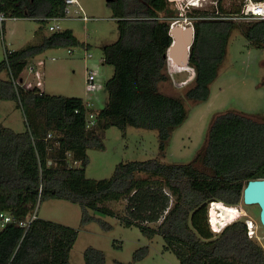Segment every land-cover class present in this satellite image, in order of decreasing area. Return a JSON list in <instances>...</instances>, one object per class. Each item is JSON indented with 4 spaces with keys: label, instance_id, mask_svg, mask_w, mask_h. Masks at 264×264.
Listing matches in <instances>:
<instances>
[{
    "label": "trees",
    "instance_id": "trees-1",
    "mask_svg": "<svg viewBox=\"0 0 264 264\" xmlns=\"http://www.w3.org/2000/svg\"><path fill=\"white\" fill-rule=\"evenodd\" d=\"M0 2L3 11L18 18L46 22L65 16V0ZM108 4L118 20L119 37L104 46V64L113 65L114 73L104 83L108 100L96 110L92 127H87V115L94 111L83 97L49 94L15 82L29 60L47 49L79 45L71 29L53 32L21 49L5 48L0 97L16 101L28 126L16 131L0 123V211L22 219L44 198H62L81 205L82 222L101 220L108 229L111 225L90 210L118 216L106 204L108 200H135L154 177L172 191L164 195L171 204L151 219L157 221L163 215L157 228L135 224L148 235H162L182 264H264V246L248 235L245 220L232 223L220 234H214L208 224L211 200L243 202L247 182L264 178V115L240 110L215 113L193 162L131 160L117 164L110 179L86 175L88 149H104L105 129L112 125L123 131L129 125L157 129L164 152L175 129L188 118L185 98L209 99L233 30L241 28L252 45L264 47V19L252 17L239 23L232 18L239 11H226L221 0L212 12L196 9L189 59L194 77L184 98L160 89L162 82L171 79L166 53L172 42L171 23L180 18L179 9L170 0ZM72 160L81 162L73 165ZM123 218L134 223L128 216ZM77 237L76 229L39 217L27 231L11 224L0 231V264H72L70 253ZM105 260L103 250L86 248V264H105Z\"/></svg>",
    "mask_w": 264,
    "mask_h": 264
},
{
    "label": "rangeland",
    "instance_id": "rangeland-1",
    "mask_svg": "<svg viewBox=\"0 0 264 264\" xmlns=\"http://www.w3.org/2000/svg\"><path fill=\"white\" fill-rule=\"evenodd\" d=\"M186 1H172V6L180 11V18L176 21H183L185 24H193L196 9L210 12L217 9V0H199L198 5H193L191 0ZM221 1L226 11H239V14L233 13L232 18L235 21L242 23L253 19L243 12L247 0ZM80 3L86 14L92 17L89 21L78 17L80 13L75 12L77 7L73 4L69 6V15L59 19L43 22L31 17L9 18L0 24V61L5 56V48L15 50L40 43L44 36L53 33L49 29L51 24H59L61 31L71 29L81 42L79 45L49 48L30 61L37 64L45 92L81 96L88 108L96 113V110L103 108L108 100V93L103 86L113 75L114 66L104 64V46L118 39V20L113 16V9L107 0H80ZM89 68L97 69L99 73L95 89H91L87 81ZM172 70L180 71L174 67ZM2 75L5 77V74ZM24 75L27 80H37L28 67L24 70ZM170 75L171 79L162 82L160 89L185 98L186 90L193 84L194 70L190 67L185 74L174 77L170 72ZM263 78L264 47L252 45L242 29L236 28L230 37L219 73L211 83L209 99L195 101L185 98L188 118L183 125L175 129L165 151L162 152L159 148L157 129L129 125L126 131H123L112 125L105 129L103 137L105 148H89L87 151L89 156L87 177L97 180L110 179L117 164L131 160L157 158L168 163L193 162L205 141L215 113L240 110L256 116L264 115ZM0 123L16 131H24L28 126L24 110L17 106L16 101L1 97ZM140 176L147 175L141 173ZM169 193L172 191L167 186L151 177L149 186L139 191L135 200L134 198L108 200L106 204L118 216L90 210L92 215L102 218L111 225L108 229L101 220L82 222L81 205L70 200L44 198L39 201L35 210L39 218L78 231L77 240L70 253L72 264H86L85 250L90 246L104 251L105 264H182L177 255L167 247L162 235H148L135 224L144 223L157 228L163 215L157 221L151 219L160 215L166 204H171L164 196L165 194L169 196ZM214 206L210 212L212 217L216 212ZM234 206L242 215L239 220H245L247 227L251 224L250 220L254 222L255 234L251 237L264 246V229L260 221L259 206L246 205L243 202ZM234 212L235 208L231 207V213ZM123 216L132 218L134 223H128ZM146 218L150 219L149 222L144 221Z\"/></svg>",
    "mask_w": 264,
    "mask_h": 264
},
{
    "label": "built area",
    "instance_id": "built-area-1",
    "mask_svg": "<svg viewBox=\"0 0 264 264\" xmlns=\"http://www.w3.org/2000/svg\"><path fill=\"white\" fill-rule=\"evenodd\" d=\"M65 16H68L70 13V5H76L75 12L80 13L78 17L83 19L84 21H89L92 19L89 15L86 14L84 8L82 7L80 0H65ZM243 12L246 15H250L254 18H260L264 19V0H247L245 3V8ZM9 18H18L16 16H9L5 11L1 9V2H0V24L5 23V21ZM61 17H50L47 19V21H50L51 19H59ZM49 29L53 32L61 31V26L59 24H51L49 25ZM71 51V50H70ZM90 55V54H89ZM31 60V59H30ZM29 60V63L26 67L29 68V71L31 73H34L35 78H37L36 81L27 80L24 75V70L21 73V76L19 79H16L15 82L17 84H20L24 86L25 88H33L35 86L39 87L43 91V83L40 80L42 75L37 70V64L35 62H32ZM39 64V63H38ZM99 73L97 69L89 68V72L87 75V81L89 83V87L91 89L96 88V79L98 77ZM97 114L95 112H89L87 115V127H92L96 123ZM73 165H79L81 161L74 160ZM36 207L29 212L28 215H26L25 218L19 219L10 211H0V231L4 230L6 227H8L11 224L19 225L27 231L31 223L38 217L36 213ZM248 233L250 236L253 234L251 233V229L248 228Z\"/></svg>",
    "mask_w": 264,
    "mask_h": 264
},
{
    "label": "water",
    "instance_id": "water-1",
    "mask_svg": "<svg viewBox=\"0 0 264 264\" xmlns=\"http://www.w3.org/2000/svg\"><path fill=\"white\" fill-rule=\"evenodd\" d=\"M108 2L113 0H107ZM173 1V0H170ZM170 35L172 42L166 53L168 68L172 76L185 74L190 68V48L194 42L195 27L183 21L174 20L171 23ZM180 71H173L172 68ZM243 202L246 205L257 204L260 208V221L264 229V178L250 179L243 189Z\"/></svg>",
    "mask_w": 264,
    "mask_h": 264
},
{
    "label": "clouds",
    "instance_id": "clouds-1",
    "mask_svg": "<svg viewBox=\"0 0 264 264\" xmlns=\"http://www.w3.org/2000/svg\"><path fill=\"white\" fill-rule=\"evenodd\" d=\"M220 203H224L222 206L224 207V209L221 208L217 209V211L215 212V216L212 217L211 216V209L213 204H220ZM235 208V212L233 214H228L226 216L222 215V213H224L227 208ZM242 215L239 212V209L234 206V204H226V202L222 201V200H211L209 202L208 205V224L209 227L211 229V231L214 234H220L222 233L229 225H231L232 223L238 221L240 219ZM248 222V221H247ZM249 228V226L247 227V229Z\"/></svg>",
    "mask_w": 264,
    "mask_h": 264
},
{
    "label": "bare ground",
    "instance_id": "bare-ground-1",
    "mask_svg": "<svg viewBox=\"0 0 264 264\" xmlns=\"http://www.w3.org/2000/svg\"><path fill=\"white\" fill-rule=\"evenodd\" d=\"M188 1V0H187ZM186 1V2H187ZM198 1L199 0H191L190 2L193 4V5H198ZM201 1V0H200ZM199 4H201V2H199ZM214 205H216V206H214ZM223 204L222 203H220V204H213V206H214V209L217 211V209H220L221 210V208L222 209H224V207L222 206ZM226 211H228V213H222V215H224V216H226V215H228V214H232L231 213V208L229 209V208H227V210ZM249 222H251V224H250V229H252L251 230V233L254 235L255 234V230H254V227H255V224H254V222L253 221H249Z\"/></svg>",
    "mask_w": 264,
    "mask_h": 264
},
{
    "label": "crops",
    "instance_id": "crops-1",
    "mask_svg": "<svg viewBox=\"0 0 264 264\" xmlns=\"http://www.w3.org/2000/svg\"><path fill=\"white\" fill-rule=\"evenodd\" d=\"M44 90V89H43ZM85 101V100H84Z\"/></svg>",
    "mask_w": 264,
    "mask_h": 264
}]
</instances>
